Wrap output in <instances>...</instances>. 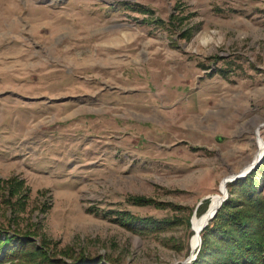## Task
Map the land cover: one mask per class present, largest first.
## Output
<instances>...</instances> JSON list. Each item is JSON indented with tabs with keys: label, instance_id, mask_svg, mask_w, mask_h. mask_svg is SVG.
<instances>
[{
	"label": "rangeland",
	"instance_id": "1",
	"mask_svg": "<svg viewBox=\"0 0 264 264\" xmlns=\"http://www.w3.org/2000/svg\"><path fill=\"white\" fill-rule=\"evenodd\" d=\"M255 128L264 143V0H0L3 234L190 264L186 221L252 160ZM117 211L173 222L134 232Z\"/></svg>",
	"mask_w": 264,
	"mask_h": 264
},
{
	"label": "trees",
	"instance_id": "2",
	"mask_svg": "<svg viewBox=\"0 0 264 264\" xmlns=\"http://www.w3.org/2000/svg\"><path fill=\"white\" fill-rule=\"evenodd\" d=\"M258 177L264 179V158L244 179L227 182L228 197L200 231L201 245L190 264H264V189H258ZM128 201L136 206H166L140 196H129ZM203 210L201 207L198 213ZM113 219L134 232L160 231L173 222L168 218L139 217L129 211H117ZM186 223L190 226L189 219ZM3 231L0 226V264H101L85 255L58 259L48 254L45 246L39 249L32 241Z\"/></svg>",
	"mask_w": 264,
	"mask_h": 264
},
{
	"label": "bare ground",
	"instance_id": "3",
	"mask_svg": "<svg viewBox=\"0 0 264 264\" xmlns=\"http://www.w3.org/2000/svg\"><path fill=\"white\" fill-rule=\"evenodd\" d=\"M258 128V127H256ZM255 128L254 130V133H255V143H256V151L254 153V156L252 158V160L250 162H248L244 168H242L241 170H244L247 168V166L249 164H251L252 161L254 160H257V158L261 155L262 151H263V141L261 140V137L259 136V129L257 130ZM260 128V127H259ZM232 175H229V176H225L219 183V187H218V192L216 194H212L209 196V199H210V202H209V205H208V208L207 210L204 212V214L200 215V216H194L192 218V227H193V232H194V235L192 237V241H191V248H196L199 244L198 242V237L200 235V230L199 228L205 224L206 222H208L209 220V216L210 214H212L216 209L217 207L219 206V202L221 200V197L222 195L224 194L225 192V189H226V184L228 182V179L231 177ZM196 250V249H195ZM194 252V251H193Z\"/></svg>",
	"mask_w": 264,
	"mask_h": 264
},
{
	"label": "water",
	"instance_id": "4",
	"mask_svg": "<svg viewBox=\"0 0 264 264\" xmlns=\"http://www.w3.org/2000/svg\"><path fill=\"white\" fill-rule=\"evenodd\" d=\"M261 125H262V124H260L259 126H261ZM263 153H264V145H263V151H262L261 155L257 158V160L252 161L251 164H249V165L247 166L246 169L241 170V171H238L237 173H234V174L228 179V182H231V181L236 180V179H239V178H244V177H245V176H246L251 170H253V169L255 168V166L257 165V163L262 159V157H263ZM227 194H228V191H227V187H226L225 192H224V194H223L222 197H221V200H220V202H219V206L217 207V209L220 207L221 203L226 199ZM205 198H208V196H206ZM217 209H216L212 214H210V216H209V220L213 218V216H214L215 213L217 212ZM194 215H195V214H194ZM194 215H193V216H194ZM209 220H208V222H209ZM208 222H206L205 224H203V225L199 228V230L201 231V230H202V229L208 224ZM190 223H191V229H193V227H192V220H190ZM198 242H199V244H198V247L196 248V249H197L196 253L198 252L199 245L201 244V236H200V235H199V237H198ZM191 251H193V249H191Z\"/></svg>",
	"mask_w": 264,
	"mask_h": 264
}]
</instances>
